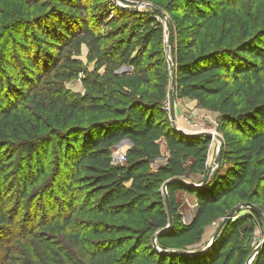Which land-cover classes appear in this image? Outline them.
<instances>
[{
	"label": "trees",
	"instance_id": "obj_1",
	"mask_svg": "<svg viewBox=\"0 0 264 264\" xmlns=\"http://www.w3.org/2000/svg\"><path fill=\"white\" fill-rule=\"evenodd\" d=\"M27 1L42 10L43 21L54 23V27L39 24L46 48L43 55L50 67L43 71L32 50L22 53L31 72L26 74L36 79L34 87L26 89L27 94L49 80L52 73L48 68L60 77L77 74L73 70L62 73L64 66L73 68L78 62L63 56L69 48L79 51L84 43L88 59L95 61V69L81 78L83 93L67 91L55 99L71 118L76 113L83 119L91 114V121L70 125L63 136L52 135L60 157L56 187L62 197L57 201L65 207L66 223L79 233L81 229L74 227L76 213L90 206L87 211L100 216V220L88 223L90 230L86 231L94 236L85 247L91 264H245L253 252L255 224L264 221L254 209L232 217L213 247L203 253L160 251L153 236L169 223L162 190L166 181L173 223L157 238L164 250L195 249L188 246L200 241L204 226L223 214V198L235 196L251 179L255 188L250 198L259 201L264 193V29L238 38L234 17L229 11L224 13L228 0H168L159 6L171 24L175 97L196 99L200 106L220 111L218 128L225 140L224 151L209 175L211 138L184 134L167 116L171 70L165 52V24L157 11L135 10L112 1L116 11H125L132 19L117 31L101 33L85 14L86 0ZM66 13L70 17L65 19H72L75 28L65 23ZM49 50L55 51L57 59ZM122 63H128L131 70L117 72ZM2 84L0 81L1 89ZM3 97L0 94V118L8 124L18 101L11 99L9 108ZM124 138L131 142L126 163L116 165L113 145ZM162 143L165 161L153 169L152 162L163 156ZM40 147V141L25 140L23 157L32 159ZM193 172L202 175L197 183L207 178L206 182L198 187L188 184ZM22 179L26 189L31 175L25 172ZM179 190L190 191L197 199V210L189 223L181 220L178 211ZM82 196L83 202H79ZM8 220L0 210V224ZM251 264H264V244Z\"/></svg>",
	"mask_w": 264,
	"mask_h": 264
},
{
	"label": "rangeland",
	"instance_id": "obj_2",
	"mask_svg": "<svg viewBox=\"0 0 264 264\" xmlns=\"http://www.w3.org/2000/svg\"><path fill=\"white\" fill-rule=\"evenodd\" d=\"M112 1L115 5H125L122 0H86L88 8L85 14L96 32L117 31L131 21L132 17L127 12L116 11L113 8ZM166 1L168 0H156L155 3L152 0H137V4L141 9H153L152 6L155 7V4L160 8L161 2ZM144 3L150 5L145 6ZM228 3L224 13L229 11L234 17L238 38L242 39L246 34H254L259 29H264V0H228ZM42 15V10L27 0H0V81L3 82L0 94L4 95L2 100L7 101L3 100L4 103L14 100V97L18 101L17 109L14 110L8 124L0 118L2 201L0 210L10 218L5 224H0V264H91L90 255L85 247L93 241L94 238L90 240V237L94 236H89L86 231L90 230L88 223L100 220V216L98 213H89L87 209L90 206H87L75 216L74 227L81 229L79 233L73 232L72 227L66 223L63 216L67 213L65 207L57 201L62 197L56 187L60 172V157L57 140L52 135L54 133L63 136L70 125H82L91 121L93 117L91 114L86 119H83L79 113L71 118L68 111L55 104V99L56 95L67 91L83 93L85 88L81 78L95 69V61L88 59L86 44L83 43L79 51L69 48L63 56L68 55L78 62L73 68L64 66L62 73L65 70H73L77 71V74L68 78L60 77L54 72L55 70L48 68L52 73L48 77L49 80L45 82L43 80L37 90L27 94L26 89H32L36 79L26 74L31 72L25 67L26 58L22 56L23 51L32 50L34 59L39 61L43 71L51 66L46 64L48 58H44L47 56L43 55L46 48L39 24L42 27L48 24L54 27V23L51 20L43 21ZM66 17L70 15L66 13L64 19ZM158 17L165 24V19L160 15ZM65 23L74 27L72 19H65ZM49 51L51 55L55 54L52 57L57 59L58 55L55 51ZM103 69L104 67L100 68V72ZM130 70L131 66L128 63H122L116 69L119 73ZM262 75L264 77V70ZM26 82L29 83L25 84ZM167 106L169 108V100ZM11 107L12 104L9 103V108ZM167 116L172 121L170 109ZM219 119L218 108H205L195 99L175 97V121L180 128L189 131H211L223 135L218 128ZM27 139L41 143L40 149L34 152L32 159L23 157L26 154L21 152L22 143ZM219 143L217 138H211L208 149L209 168L213 165ZM130 145L131 142L126 139L113 145L114 164L126 163V152ZM162 149L163 156L152 162L153 169H157L165 161L163 143ZM38 159L42 160L41 163ZM42 167L45 169L44 172L41 170ZM25 172L31 175V180L28 179L25 185L26 189L22 186ZM201 178L202 175L197 172L188 176V180L193 182H198ZM32 180L34 182L31 183ZM254 188L255 182L251 179L236 192L235 196L224 197L220 204L223 214L205 225L201 240L188 247L199 249L205 246L225 216L238 204L251 202L262 208L264 213V193L261 194L259 201H255L250 198ZM176 197L181 220L189 223L197 210L196 196L190 191L181 190L176 192ZM78 201L83 202V196ZM249 208L251 209V207L240 208L234 217L243 212H250ZM261 216L264 218V214ZM263 238L264 221L261 220L260 223L257 221L252 233L253 251Z\"/></svg>",
	"mask_w": 264,
	"mask_h": 264
},
{
	"label": "water",
	"instance_id": "obj_3",
	"mask_svg": "<svg viewBox=\"0 0 264 264\" xmlns=\"http://www.w3.org/2000/svg\"><path fill=\"white\" fill-rule=\"evenodd\" d=\"M119 4V3H118ZM145 6H149L150 4H146L144 3ZM124 7H128L131 9H135V10H139L141 9L140 6L137 5H130V4H125L122 5ZM152 8L157 11L164 19H165V52L168 58V62L170 65V70H171V86L169 89V95H168V100H169V109H170V116L172 119V123L174 125V127L184 133V134H188V135H206L210 138L217 136L220 143L218 146V151L216 154V157L214 159L213 165L211 166V168L209 169L208 174L210 175L213 170L217 167V165L220 163L221 159H222V155H223V151H224V145H225V140L223 135L221 134H217L211 131H189V130H184L182 128H180L176 121H175V92H176V77H175V73H174V67H173V62L171 60V56H170V46H171V24H170V20L169 17L166 16V12L163 11L161 8L158 7H153ZM126 139V138H124ZM130 142L129 139H126ZM178 180H184L183 178H177ZM207 178L203 181L202 184H204L206 182ZM186 182L192 186L198 187L201 186L202 184L197 183V182H193V181H187ZM167 185H168V181H166L163 184L162 190L163 193L165 195V200L168 206V210H169V223L167 224L166 227L160 229L159 231H157L154 236H153V243L154 246L156 248H158L160 251H168V252H178V253H188V254H195V253H203L208 251L211 247H213V245L215 244V242L217 241V239L220 237V234L225 226V224L232 218L235 216L236 212L242 208V207H251V209H254L256 211H258L260 214H264L262 208L258 207L257 205L251 203V202H247V203H243V204H238L235 207H233V209L231 211H229V213L225 216L224 220L222 221V223L219 225L218 229L216 230V232L214 233V235L212 236V238L207 242V244H205V246L199 248V249H190V250H176V249H169V250H164L161 249L158 244H157V238L159 237V235L168 230L173 223V212L171 209V203H170V198L168 195V191H167ZM264 244V238L263 240L258 244V246L254 249V251L251 253L250 257L248 258L247 262L245 264H250L253 261V258L255 256V254L258 252V250L263 246Z\"/></svg>",
	"mask_w": 264,
	"mask_h": 264
},
{
	"label": "crops",
	"instance_id": "obj_4",
	"mask_svg": "<svg viewBox=\"0 0 264 264\" xmlns=\"http://www.w3.org/2000/svg\"><path fill=\"white\" fill-rule=\"evenodd\" d=\"M196 100V99H195ZM190 131H193V130H190ZM194 131H196V130H194ZM179 191H181V190H179Z\"/></svg>",
	"mask_w": 264,
	"mask_h": 264
},
{
	"label": "bare ground",
	"instance_id": "obj_5",
	"mask_svg": "<svg viewBox=\"0 0 264 264\" xmlns=\"http://www.w3.org/2000/svg\"><path fill=\"white\" fill-rule=\"evenodd\" d=\"M215 138H217L218 139V137L217 136H215ZM219 140V139H218Z\"/></svg>",
	"mask_w": 264,
	"mask_h": 264
}]
</instances>
